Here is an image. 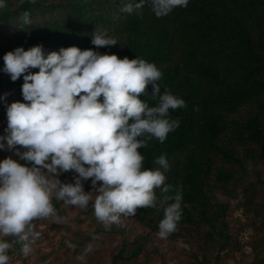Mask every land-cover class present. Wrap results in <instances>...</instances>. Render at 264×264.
<instances>
[{
	"label": "trees",
	"instance_id": "obj_1",
	"mask_svg": "<svg viewBox=\"0 0 264 264\" xmlns=\"http://www.w3.org/2000/svg\"><path fill=\"white\" fill-rule=\"evenodd\" d=\"M138 2L7 0L8 7L0 10V136L7 135V107L25 102L23 76L13 82L3 72V56L17 47L28 50L42 45L47 56L76 46L153 63L162 72L157 81L161 94L170 91L184 99L187 108L169 110L180 125L163 143L153 138L138 151L145 157V169L161 171L154 161L166 154L165 183L172 190L165 194L157 188V207L137 210L133 217L146 233L132 242L133 249L124 241L111 264L140 255L146 241L159 238L158 225L164 218L159 201L174 195L177 187L182 189V219L165 240L181 241L204 226L209 228L205 240L216 239L218 225L227 226L223 219L229 205L218 201L215 192L229 197L241 192L239 205L252 217L257 236L262 232L263 237L255 239L250 264H264V0H189L187 7L161 18L148 4L140 14L121 11ZM25 11L31 25L19 30V17ZM95 28L106 30L117 44L97 49L91 43ZM152 92L148 85L139 98L156 106L158 97L153 99ZM9 156L26 163L14 151L0 149V161ZM219 232L223 236L222 228ZM192 256L196 264H204L205 255L192 252Z\"/></svg>",
	"mask_w": 264,
	"mask_h": 264
},
{
	"label": "clouds",
	"instance_id": "obj_2",
	"mask_svg": "<svg viewBox=\"0 0 264 264\" xmlns=\"http://www.w3.org/2000/svg\"><path fill=\"white\" fill-rule=\"evenodd\" d=\"M188 3L139 0L121 11L140 14L148 4L161 18ZM7 7V0H0V10ZM19 20L23 30L31 25L30 13L23 12ZM91 43L98 49L117 41L106 30L95 28ZM3 60V72L13 82L23 76L25 102L7 107V135L0 136V149L14 151L26 163L11 156L0 161V264H9V251L15 245L21 246L25 257L33 253L32 244L40 237L36 221H65L57 215L53 199L82 209L92 202L95 218L110 230L112 225L123 226L122 217L135 216L139 208L157 207V188L165 194L172 190L165 183L166 154L154 161L161 171L145 169V157L138 151L153 138L163 143L180 125L169 110L187 108L185 100L170 91L161 94L157 81L162 72L155 64L76 46L45 56L42 45L28 50L17 47ZM33 68L39 71L30 72ZM148 85L153 87L152 98L158 97L156 106L139 98ZM69 171L76 173L74 182H61L60 175ZM89 179L98 194L84 191L83 181ZM159 206L164 218L158 237L167 239L182 219V189L165 195Z\"/></svg>",
	"mask_w": 264,
	"mask_h": 264
},
{
	"label": "rangeland",
	"instance_id": "obj_3",
	"mask_svg": "<svg viewBox=\"0 0 264 264\" xmlns=\"http://www.w3.org/2000/svg\"><path fill=\"white\" fill-rule=\"evenodd\" d=\"M75 175L74 171H69L60 175L59 179L72 183ZM83 184L85 192L98 194L92 187L91 179L83 181ZM215 196L218 201L229 205L223 219L227 221V226L218 225L214 234L216 239L205 240L204 233L209 229L207 226L178 242L153 238L145 242L143 253L120 261V264H196L192 252L199 257L205 255L204 264L252 263L255 239L263 237L262 232L257 236L252 217L239 205L242 193L229 197L216 191ZM53 204L57 215L64 217L65 221L57 223L52 218L37 221L36 231L40 237L32 244L33 253L25 257L20 252L21 246L15 245L9 251V264H111L112 255L124 241L128 249H133L132 242L146 233V229L133 216L122 217L123 226L112 225L110 230H105L94 216L92 202L83 209L55 199ZM4 239L11 241L14 238ZM224 241L226 244L222 248ZM236 244L241 245L240 249L236 248ZM77 257H83V260Z\"/></svg>",
	"mask_w": 264,
	"mask_h": 264
}]
</instances>
